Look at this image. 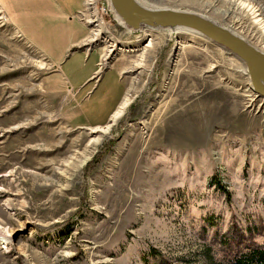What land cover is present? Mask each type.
Returning a JSON list of instances; mask_svg holds the SVG:
<instances>
[{
	"label": "rangeland",
	"instance_id": "1",
	"mask_svg": "<svg viewBox=\"0 0 264 264\" xmlns=\"http://www.w3.org/2000/svg\"><path fill=\"white\" fill-rule=\"evenodd\" d=\"M88 1L77 18L81 48L100 55L94 80L121 62L132 100L78 169L101 132L71 123L66 80L0 2V264H264V98L243 63L188 31L133 32L110 0ZM138 1L261 44L233 3L264 20V0Z\"/></svg>",
	"mask_w": 264,
	"mask_h": 264
},
{
	"label": "crops",
	"instance_id": "2",
	"mask_svg": "<svg viewBox=\"0 0 264 264\" xmlns=\"http://www.w3.org/2000/svg\"><path fill=\"white\" fill-rule=\"evenodd\" d=\"M0 2L16 31L41 50L56 73L66 80L72 94L67 116L71 123L92 128L107 124L127 94L126 66L115 62L99 82H95L100 55L81 48L89 34L77 18L84 0Z\"/></svg>",
	"mask_w": 264,
	"mask_h": 264
},
{
	"label": "water",
	"instance_id": "3",
	"mask_svg": "<svg viewBox=\"0 0 264 264\" xmlns=\"http://www.w3.org/2000/svg\"><path fill=\"white\" fill-rule=\"evenodd\" d=\"M110 1L124 26L133 32L188 29L212 41L243 63L253 91L264 98V52L228 26L196 11L151 8L138 0Z\"/></svg>",
	"mask_w": 264,
	"mask_h": 264
},
{
	"label": "bare ground",
	"instance_id": "4",
	"mask_svg": "<svg viewBox=\"0 0 264 264\" xmlns=\"http://www.w3.org/2000/svg\"><path fill=\"white\" fill-rule=\"evenodd\" d=\"M87 2H89L88 0H85V5L86 6H88V4L90 5V3H87ZM90 2H92V0H90ZM181 2H188L187 0H181ZM229 2V1H228ZM227 2V3H228ZM142 4V3H141ZM234 4V7H235V9H240L241 10V12H242V14H240L239 15V17H238V15H236V18H233V21H235V22H238L239 24H241V25H243V24H249V25H256L257 26V28H255V32H257L256 34H254L253 36L261 43V44H259L258 42H256V43H253L254 45H256L259 49H261L263 52H264V20H263V18H257L260 14L258 13V11H256V9L253 7V6H251V5H249V3L248 4H246V3H244L243 1H241V2H235V3H233ZM91 6V5H90ZM87 7V8H89V9H92L93 7ZM216 10H219V11H221V12H223L222 10H220V9H216ZM228 11L226 10L224 13H227ZM240 12V11H239ZM90 13V12H89ZM229 13V12H228ZM236 13V12H235ZM238 13V12H237ZM93 14H94V16H95V13L93 12ZM90 15V14H89ZM88 15V16H89ZM93 16V15H92ZM94 19H96V18H94ZM94 19H91L90 18V20H94ZM253 23V24H252ZM99 30V29H98ZM190 32V33H194L193 31H191V30H188V29H176V30H174V32ZM97 32H95V34H96ZM194 34H196V33H194ZM197 35V34H196ZM95 36V35H94ZM95 38V37H94ZM208 40V39H207ZM210 41V40H209ZM212 42V41H211ZM152 40L150 39V41H149V43L146 45V46H151L152 45ZM113 46H114V44H113ZM110 47H112V46H110ZM105 49H104V54H106L108 51L107 50H109V49H107L106 50V48H107V45L104 47ZM143 53L140 55V57L142 58L141 60H144V58H145V54H147L146 52H147V48L145 47L144 48V50L142 51ZM108 54V53H107ZM230 54V53H229ZM233 56V55H232ZM236 58V57H235ZM140 60V59H139ZM239 60V59H238ZM240 61V60H239ZM241 62V61H240ZM242 63V62H241ZM139 65H142V63L141 62H138L137 61V63L135 64V66H139ZM243 68H245L244 67V65H243ZM245 71H246V69H245ZM249 83H250V80H249ZM250 89L252 90V92L256 95V97H259L254 91H253V89H252V87H251V84H250ZM131 100H132V98L130 97V96H128V95H126L125 96V98H124V100L122 101V103L120 104V107L116 110V112L114 113V115H113V117H112V120H111V122L109 123V124H107V125H105V126H103V127H95V128H93L91 131L92 132H94V131H98V132H101V134L100 135H98V136H96V138H94V139H92L91 140V142L89 143V145L91 146L90 147V149H91V151H90V149H87V152L85 153V155L83 156V158L82 159H79V160H77L78 158H79V156H78V154H76L75 155V158H73V160L72 161H70V163H72V162H75L74 164H75V169L77 168H81V166L87 161V159L90 157V153L92 154L93 153V151L96 149V147H97V145L102 141V139H103V137H104V135H106L107 133H108V131H109V128H110V126H111V124H112V122L114 121H116V119L117 118H119L123 113H124V111H125V109H126V107L128 106V104L131 102ZM69 163V164H70ZM80 170V169H79ZM78 171V170H77Z\"/></svg>",
	"mask_w": 264,
	"mask_h": 264
},
{
	"label": "trees",
	"instance_id": "5",
	"mask_svg": "<svg viewBox=\"0 0 264 264\" xmlns=\"http://www.w3.org/2000/svg\"><path fill=\"white\" fill-rule=\"evenodd\" d=\"M109 146H110V144H109ZM107 148H108V146H107ZM251 257H252V255H251ZM246 262H247V261H246ZM248 263H249V264H253V263H252V260H251V262L249 261ZM248 263H246V264H248ZM242 264H245V262H242ZM254 264H255V263H254Z\"/></svg>",
	"mask_w": 264,
	"mask_h": 264
},
{
	"label": "built area",
	"instance_id": "6",
	"mask_svg": "<svg viewBox=\"0 0 264 264\" xmlns=\"http://www.w3.org/2000/svg\"><path fill=\"white\" fill-rule=\"evenodd\" d=\"M110 8V4H109V7H105V11H108V9ZM100 70V69H99Z\"/></svg>",
	"mask_w": 264,
	"mask_h": 264
}]
</instances>
